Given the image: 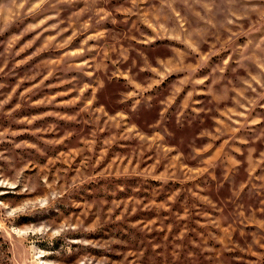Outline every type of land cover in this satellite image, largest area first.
Masks as SVG:
<instances>
[{
	"label": "rangeland",
	"instance_id": "rangeland-1",
	"mask_svg": "<svg viewBox=\"0 0 264 264\" xmlns=\"http://www.w3.org/2000/svg\"><path fill=\"white\" fill-rule=\"evenodd\" d=\"M0 264H264V0H0Z\"/></svg>",
	"mask_w": 264,
	"mask_h": 264
}]
</instances>
